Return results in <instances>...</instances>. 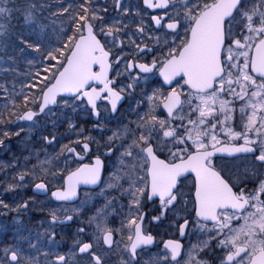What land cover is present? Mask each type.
<instances>
[{
    "label": "snow or ice",
    "instance_id": "obj_1",
    "mask_svg": "<svg viewBox=\"0 0 264 264\" xmlns=\"http://www.w3.org/2000/svg\"><path fill=\"white\" fill-rule=\"evenodd\" d=\"M0 154V264H264V0H0Z\"/></svg>",
    "mask_w": 264,
    "mask_h": 264
},
{
    "label": "flooded vegetation",
    "instance_id": "obj_2",
    "mask_svg": "<svg viewBox=\"0 0 264 264\" xmlns=\"http://www.w3.org/2000/svg\"><path fill=\"white\" fill-rule=\"evenodd\" d=\"M60 133H64L65 129L62 127L60 130ZM63 142H67L66 140ZM14 150H16V146L14 145ZM10 157L7 154H0V160H6ZM239 163V162H237ZM231 167V165H229ZM31 194V188L24 189L21 191V197L27 198ZM2 198V197H0ZM81 198H83V194L81 193ZM17 199H20V197H17ZM8 201L11 202V198L8 197ZM50 204H55L54 201H50L48 197L41 196L39 200L37 201V205L30 212L31 217L33 218L31 221L28 220V218H25V222L28 225V227L35 228L38 226L39 219L43 218V214L40 212V207L43 205L44 207H48ZM0 224H7L9 227V231L7 233H0V241L9 240L11 238L12 233V224H11V217H3L0 216ZM145 227L151 231L155 237L158 247L153 246L152 253H149L148 255L141 254L140 258V264H146V261L150 259V256L157 251L162 250V241L164 239L171 238L172 233L168 231V222L166 221L163 225L157 226L153 224L150 220V217L145 221ZM1 234L5 236L6 239H1ZM117 240H119V236L116 237ZM185 245L188 244V241H184ZM106 260L110 261V264H120V254L119 252L114 248L111 252H109L106 257ZM83 264V262H82Z\"/></svg>",
    "mask_w": 264,
    "mask_h": 264
},
{
    "label": "trees",
    "instance_id": "obj_3",
    "mask_svg": "<svg viewBox=\"0 0 264 264\" xmlns=\"http://www.w3.org/2000/svg\"><path fill=\"white\" fill-rule=\"evenodd\" d=\"M1 237H2L1 239H3V240H4V239H6V238H5V236H4V235H2V234H1Z\"/></svg>",
    "mask_w": 264,
    "mask_h": 264
}]
</instances>
